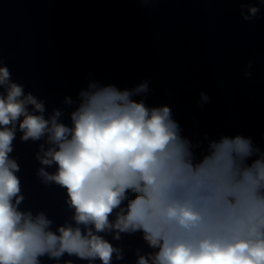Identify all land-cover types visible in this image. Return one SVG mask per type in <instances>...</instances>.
Segmentation results:
<instances>
[{
  "label": "clouds",
  "instance_id": "clouds-1",
  "mask_svg": "<svg viewBox=\"0 0 264 264\" xmlns=\"http://www.w3.org/2000/svg\"><path fill=\"white\" fill-rule=\"evenodd\" d=\"M240 9L246 22L260 13L246 0ZM149 92L147 80L125 89L90 80L77 100L64 99L75 105L68 125L64 109L47 113L0 60V264H60L65 255L114 264L124 248L105 235L136 233L151 251L137 249L135 264H264V149L240 134L193 143L170 106L146 104ZM207 103L201 92L198 107ZM18 132L22 142L43 141L41 183L65 190L72 214L55 229L44 211L20 207Z\"/></svg>",
  "mask_w": 264,
  "mask_h": 264
}]
</instances>
